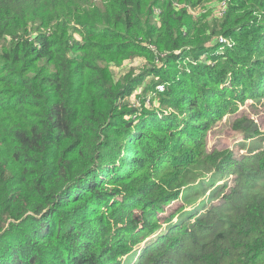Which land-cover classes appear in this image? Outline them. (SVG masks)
<instances>
[{
    "label": "trees",
    "instance_id": "trees-1",
    "mask_svg": "<svg viewBox=\"0 0 264 264\" xmlns=\"http://www.w3.org/2000/svg\"><path fill=\"white\" fill-rule=\"evenodd\" d=\"M202 1L0 0V264H264V150L245 145L260 130L234 121L241 158L206 148L264 103V0L199 19L238 42L225 54L175 7ZM137 57L150 65L116 81L109 65ZM215 177L209 207L162 222Z\"/></svg>",
    "mask_w": 264,
    "mask_h": 264
},
{
    "label": "rangeland",
    "instance_id": "rangeland-1",
    "mask_svg": "<svg viewBox=\"0 0 264 264\" xmlns=\"http://www.w3.org/2000/svg\"><path fill=\"white\" fill-rule=\"evenodd\" d=\"M230 4L231 3L229 0H203L202 2L198 3L197 6H194V7L190 4H185V3L175 4V7L177 10H185V14L188 15V18H190L196 24V26L200 25L201 27H203L204 25H207V28H205L204 31H206V34L210 36L211 40H208L205 43V46L211 47L216 43H220L221 44L220 54H225L226 53L224 52L225 48H233L235 44L237 45L238 42L237 41L234 42L232 39L224 38L223 36H216L215 38L211 37V35L214 36V34H212L213 33V29H212L213 22H209V23L203 22V21L201 22L199 21V19H204V17L212 21H215L216 19H223L226 15V12L230 9L229 8ZM154 11H155V15L158 17L163 15L160 9V4L156 5V8L154 9ZM260 15H261V18L259 20L264 21V14L260 13ZM156 26L160 27L161 25L160 23H157ZM201 40H205V39H201ZM155 52L157 53V51ZM156 56H157L156 63L160 64L161 59L165 58L166 55L156 54ZM187 59H190V57H188ZM203 59H205V57H203ZM190 62L193 63V61H190ZM209 62L215 65L216 61L212 62L211 60H209ZM148 65H150V63H148L147 59L137 57L131 60H127L120 67H117V65H114L112 63L109 65V67L116 81H119L122 77H124V75H126L130 71H134V73L137 75L142 73ZM148 80L150 81L149 78ZM158 90L161 92V87H159ZM134 94L141 95V89H138L137 92H135ZM247 96H249V92ZM150 98L151 96H148L147 99H150ZM133 99H136V97ZM137 100H139V97H137L136 101ZM146 104L148 107L151 106V103L149 102V100L146 102ZM155 105H157V101H155ZM138 107H140L139 101L136 102V108ZM155 107H158V106H155ZM235 108H238L237 111L234 112L237 114L228 115L220 123L216 124L214 127L210 129L208 136H207V146H206L207 151H209V153L213 151H216V152L231 151L232 153L236 155L237 158H241L247 155V150H244V148H241L243 147L241 145L244 143L243 135L236 133L235 127H232L234 121L238 122L244 119L243 115H246L252 121H254V123L257 125L261 133L260 137H258L254 141L246 142L245 145H247V148H249L250 150L252 149V147H254V143H255L258 145L257 149L264 150V103H262V101L254 102L253 100H251V98L249 99L247 98L244 104L237 105ZM220 179H221L220 177H215L214 180L210 183L204 182V186L200 185V186L194 187V185H191L189 187H186L182 192V196H183L182 199L184 203L182 202V199L180 201H178L179 200L178 199L174 202L169 203L168 205L165 206L163 211L159 213V218L162 220V222H167L171 214H173L178 209L181 210V208L187 207V206H191V207L188 208L185 213L182 212L179 215V218H181L182 220L187 219L191 213L194 214L196 212L203 211L204 208H207L210 206L211 201L213 200L214 197H216V196L209 197L207 194L205 195L203 191V187L209 188L212 185H214L217 181H219ZM232 180H233V177H230L226 181L232 182ZM224 181H221V184H224L225 183ZM157 185L158 186L155 189H153L155 193L157 189L161 187L159 186V184ZM113 201H116V200H113ZM139 216H140L139 212H136L134 214V217H139ZM121 238H125V234H122ZM115 239L118 240L117 237H115ZM131 260H132V257H130L129 261L131 262Z\"/></svg>",
    "mask_w": 264,
    "mask_h": 264
},
{
    "label": "built area",
    "instance_id": "built-area-1",
    "mask_svg": "<svg viewBox=\"0 0 264 264\" xmlns=\"http://www.w3.org/2000/svg\"><path fill=\"white\" fill-rule=\"evenodd\" d=\"M224 14V13H223ZM223 16V15H222Z\"/></svg>",
    "mask_w": 264,
    "mask_h": 264
}]
</instances>
